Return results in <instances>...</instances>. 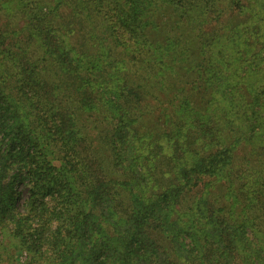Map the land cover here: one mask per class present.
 I'll return each mask as SVG.
<instances>
[{
	"label": "trees",
	"instance_id": "trees-1",
	"mask_svg": "<svg viewBox=\"0 0 264 264\" xmlns=\"http://www.w3.org/2000/svg\"><path fill=\"white\" fill-rule=\"evenodd\" d=\"M0 229L20 264H264V0H0Z\"/></svg>",
	"mask_w": 264,
	"mask_h": 264
},
{
	"label": "rangeland",
	"instance_id": "rangeland-1",
	"mask_svg": "<svg viewBox=\"0 0 264 264\" xmlns=\"http://www.w3.org/2000/svg\"><path fill=\"white\" fill-rule=\"evenodd\" d=\"M88 110H90L94 114H97V112L93 111V109H88ZM91 116L92 117L85 114L84 116L81 117L82 119L79 117L81 119L80 123L83 125V127L85 126L84 127L85 130L87 127L90 128L93 126V124H95V118L93 117L95 115H91ZM87 132H90V129H88ZM91 134L94 135L95 131L93 130ZM92 143L95 146L97 145V141L95 139H92ZM25 196L26 195H24V197ZM1 230L2 229H0V239L2 238V240L4 241L5 237ZM184 244H186L187 246V244H189V239L188 240L186 239ZM10 249L6 250L5 252H1V255H2L1 261H0L1 264H8L7 262H13V264H20V263H24L25 261H27L30 257V254L27 250H24V249L23 250H13V248L11 250ZM13 257H14V261H12Z\"/></svg>",
	"mask_w": 264,
	"mask_h": 264
}]
</instances>
